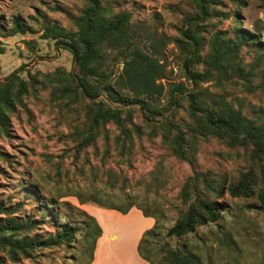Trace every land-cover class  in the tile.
I'll return each instance as SVG.
<instances>
[{
  "label": "rangeland",
  "instance_id": "374dc122",
  "mask_svg": "<svg viewBox=\"0 0 264 264\" xmlns=\"http://www.w3.org/2000/svg\"><path fill=\"white\" fill-rule=\"evenodd\" d=\"M103 2L115 11L131 13L134 36L138 41L144 42L150 36L164 40V83L183 82L190 87L182 69L186 49L175 43L181 30L188 26L187 19L195 18L191 30L205 40L202 53L208 51V41L216 33L232 36L236 24L237 1L233 0H209L208 14L204 15L194 0ZM83 3V0H0V24L9 25L13 16H20L35 31L0 37L4 47L0 54V80L17 71L25 82L20 101L9 114L8 135L0 137L1 148L10 156L0 158V201L9 208L24 202L13 216L41 220L31 235L46 237L62 223L78 228L73 247L40 248L17 262L11 261L0 248L2 264H85L90 239L83 237V222H89L83 212L94 217L93 208H106L93 201L80 204L73 193L85 197L94 189L113 199L132 196L135 203L150 214L154 213L156 220L162 222L163 231L156 243L190 250L198 255L202 264H264V216L250 208L256 204L255 198L225 196L228 209L219 228L211 224L199 226L181 238L164 236V231L185 208L178 196L184 182L195 172L219 180L237 178L241 172L254 167L249 147L230 146L223 139L209 136L198 141L193 162L189 164L174 156L159 136L147 138L144 135L133 146L131 166L120 164L111 148L106 156L103 141L98 142V155L90 147L85 154L74 155L70 136L82 120L90 100L67 97L53 90L59 75L74 71V63L68 50L56 45L51 38H41V28L44 24H58L74 31L72 18L78 15ZM246 4L238 9L243 18L242 26L253 29L258 24L264 34V11L256 0H247ZM261 53L258 47H243L238 61L242 70H230L227 77L200 83L199 87L224 95L251 119L259 118L264 106V59H261ZM113 56L114 52L108 54L109 68L118 75L122 65L113 60ZM195 66L204 68L203 63ZM242 75L255 86L252 90L245 87ZM150 103L162 107L166 96ZM184 105L174 106L168 112L181 126L190 122ZM133 114L139 121L144 111L134 107ZM107 181L113 182L115 187L111 188ZM33 184L40 188V193L35 194L37 198L26 195ZM108 224L122 234L131 230L132 238L141 227L126 220L109 221ZM223 236L226 241H220ZM129 248L130 244L124 241L119 249L127 252Z\"/></svg>",
  "mask_w": 264,
  "mask_h": 264
},
{
  "label": "trees",
  "instance_id": "16d2710c",
  "mask_svg": "<svg viewBox=\"0 0 264 264\" xmlns=\"http://www.w3.org/2000/svg\"><path fill=\"white\" fill-rule=\"evenodd\" d=\"M83 1L82 9L72 18L74 31L58 24H44L41 28V38H51L56 45L68 50L74 63V71L59 75V82L53 86V90L67 97L90 100L82 120L76 124L70 136L74 155L79 157L85 154L89 147L98 155V142L103 141L106 156L111 148L119 157L120 164L131 166L133 146L144 135L147 138L159 136L174 156L189 164L193 162L198 141L209 136L223 139L230 146L249 147L254 167L241 172L237 178L219 180L195 172L184 182L178 196L185 208L179 211L172 226L164 231V236L181 238L199 226L211 224L219 228L228 209L225 196L255 198L256 204L250 208L264 216V106L260 110V117L251 119L240 108L234 107L224 95L213 94L207 88L199 87L200 83L227 77L230 70H242L238 61L243 47L260 48V57L264 59L262 28L258 24L253 29L242 26L243 18L238 9L245 7L247 0H233L237 1V15H234L236 24L232 36L216 33L208 41L206 53H202L205 40L190 27L195 18L187 19L189 27L181 30L175 43L179 48L186 49L182 69L190 87L183 82L164 83V40L150 36L144 42L138 41L134 36L130 12L115 11L103 0ZM194 1L201 15L208 14L206 7L209 0ZM256 1L264 11V0ZM27 32L35 33L20 16H13L9 25L0 24V37ZM3 52L0 41V54ZM111 52H114L113 60L122 65L118 75L109 68L108 54ZM200 63L204 64L203 69L195 66ZM242 80L247 89L255 87L246 76L242 75ZM24 86L25 82L17 71L0 80V137L8 135L9 114L19 103ZM163 95L166 96V103L162 107L150 103ZM183 104L190 122L181 126L168 112L174 106ZM134 107L144 111L139 121L135 120ZM8 157L0 146V158ZM100 159L103 161V158ZM107 184L111 188L115 187L113 182L107 181ZM27 191L28 197L37 198L35 194L40 193V188L33 184ZM76 193L73 195L80 204L93 201L100 207L123 214L136 207L144 216L154 218L153 226L142 233L137 245L139 256L150 264H202L198 255L190 250L156 243L163 231L162 222L156 220L154 213L150 214L135 203L132 196L113 199L96 189L89 190L85 197ZM23 203L9 208L0 201V214L4 215L0 217V248L11 261L27 258L40 248L73 247L78 228L68 223L60 224L46 237L31 235L41 220L13 216ZM83 213L89 219V222H83V237L90 239L85 263L90 264L102 230L93 216ZM220 241H226V238L220 237ZM2 258L0 256V264Z\"/></svg>",
  "mask_w": 264,
  "mask_h": 264
},
{
  "label": "crops",
  "instance_id": "0c3cea01",
  "mask_svg": "<svg viewBox=\"0 0 264 264\" xmlns=\"http://www.w3.org/2000/svg\"><path fill=\"white\" fill-rule=\"evenodd\" d=\"M95 208H93L95 212L92 213L100 224L102 233L97 239L93 260L90 264H150L139 256L137 245L143 231L153 226L154 219L150 216H144L141 210L136 207H132L125 214L113 209L104 210L102 208ZM119 220L133 222L134 226L137 224L141 225L134 238H132L131 230L122 234L117 229L111 228L108 224L109 221L116 223ZM124 241L130 244L127 252L119 249ZM118 243L119 246H115Z\"/></svg>",
  "mask_w": 264,
  "mask_h": 264
}]
</instances>
